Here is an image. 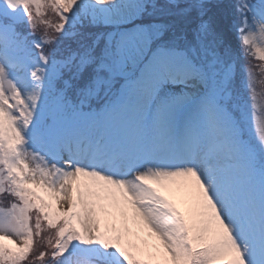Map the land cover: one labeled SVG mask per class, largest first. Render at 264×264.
I'll use <instances>...</instances> for the list:
<instances>
[{
  "label": "snow or ice",
  "instance_id": "1",
  "mask_svg": "<svg viewBox=\"0 0 264 264\" xmlns=\"http://www.w3.org/2000/svg\"><path fill=\"white\" fill-rule=\"evenodd\" d=\"M0 264H264V0H0Z\"/></svg>",
  "mask_w": 264,
  "mask_h": 264
},
{
  "label": "trees",
  "instance_id": "2",
  "mask_svg": "<svg viewBox=\"0 0 264 264\" xmlns=\"http://www.w3.org/2000/svg\"><path fill=\"white\" fill-rule=\"evenodd\" d=\"M223 2L225 5H228V4H231L233 2V0H223ZM228 19H230V17ZM227 22H228V20L226 19L225 23H227ZM229 38L231 39V41L234 45L238 46V42L235 40L234 35L230 34ZM254 63H258V61H254Z\"/></svg>",
  "mask_w": 264,
  "mask_h": 264
}]
</instances>
